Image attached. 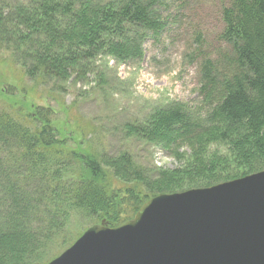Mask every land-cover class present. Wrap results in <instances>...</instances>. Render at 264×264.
Returning a JSON list of instances; mask_svg holds the SVG:
<instances>
[{"label":"trees","instance_id":"16d2710c","mask_svg":"<svg viewBox=\"0 0 264 264\" xmlns=\"http://www.w3.org/2000/svg\"><path fill=\"white\" fill-rule=\"evenodd\" d=\"M224 1L226 48L199 56L197 101L151 107L116 129L183 167L70 149L49 108L10 105L15 90L22 106L30 90L17 81L0 88V264H45L84 231L69 227L76 215L117 227L155 195L240 174L212 175L227 167L264 170V0ZM171 8L169 0H0V50L32 81L83 80L99 54L141 61L146 40L169 29ZM211 146L229 154H210Z\"/></svg>","mask_w":264,"mask_h":264},{"label":"rangeland","instance_id":"374dc122","mask_svg":"<svg viewBox=\"0 0 264 264\" xmlns=\"http://www.w3.org/2000/svg\"><path fill=\"white\" fill-rule=\"evenodd\" d=\"M169 1L172 7L169 29L158 40H146L141 61L120 64L109 55L99 54L91 61V70L83 80H74L73 75L67 81L40 79L35 82L23 76L22 69L11 62L8 53L0 50V75L5 80L0 88L6 87L7 82L12 81L14 85L17 81L30 90L23 106V96L15 90L16 94L9 96L10 105L23 107L25 112L28 109L33 111L35 107L49 108L52 111V126L60 137L68 140L66 146L70 149L80 152L92 148L111 155L125 150L139 165L154 163L156 167L169 170L180 165L183 167L186 161H177L159 148L147 146L139 140L123 139L119 130L116 131L122 122L133 120L138 112L151 107L170 101H197L200 57L212 55L221 47L226 48L218 40L223 27L221 8L226 1ZM197 36L199 41H195ZM209 151L221 156L229 154L225 147L211 146ZM242 171L237 166L227 167L223 172L212 175L227 177L240 174L206 187L250 175L242 174ZM92 222L76 215L70 219L69 227L78 230L84 225L85 230L98 224Z\"/></svg>","mask_w":264,"mask_h":264},{"label":"water","instance_id":"95a60500","mask_svg":"<svg viewBox=\"0 0 264 264\" xmlns=\"http://www.w3.org/2000/svg\"><path fill=\"white\" fill-rule=\"evenodd\" d=\"M45 264H264V170L155 195L120 226H89Z\"/></svg>","mask_w":264,"mask_h":264},{"label":"bare ground","instance_id":"6f19581e","mask_svg":"<svg viewBox=\"0 0 264 264\" xmlns=\"http://www.w3.org/2000/svg\"><path fill=\"white\" fill-rule=\"evenodd\" d=\"M187 155V154H186ZM90 164V163H89ZM127 170V169H126ZM129 183V182H128Z\"/></svg>","mask_w":264,"mask_h":264}]
</instances>
